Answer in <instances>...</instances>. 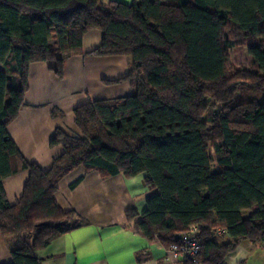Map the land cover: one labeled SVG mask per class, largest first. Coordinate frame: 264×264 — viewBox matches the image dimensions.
I'll return each instance as SVG.
<instances>
[{
	"label": "trees",
	"instance_id": "trees-1",
	"mask_svg": "<svg viewBox=\"0 0 264 264\" xmlns=\"http://www.w3.org/2000/svg\"><path fill=\"white\" fill-rule=\"evenodd\" d=\"M92 29L101 42L88 54L124 56L130 95L76 107L79 135L54 131L50 145L63 153L44 172L6 127L28 66L44 62L61 78ZM243 46L245 67L228 54ZM0 64V233L10 264H41L38 251L84 224L54 200L78 167L144 174L155 194L135 229L167 249L197 225L201 264H226L241 241L264 242V0H0ZM20 171L28 177L10 205L2 180Z\"/></svg>",
	"mask_w": 264,
	"mask_h": 264
},
{
	"label": "crops",
	"instance_id": "crops-1",
	"mask_svg": "<svg viewBox=\"0 0 264 264\" xmlns=\"http://www.w3.org/2000/svg\"><path fill=\"white\" fill-rule=\"evenodd\" d=\"M109 1V0H105ZM130 4L132 0H113ZM101 42L97 29L82 37V54L67 58L63 76L57 78L44 62L28 66L27 90L17 116L6 132L22 157L46 172L63 153L51 146L54 131L79 135L73 110L89 101L128 97L129 83L124 56H92L88 53ZM249 63V62H248ZM2 65L0 64V69ZM28 172L20 171L2 180L10 205L22 194ZM144 174L125 178L122 174L103 176L99 171L78 167L58 183L54 200L63 211H74L84 222L54 239L36 253L41 264H175L165 260L166 249L157 240H148L135 229L146 210V200L155 194L143 182ZM80 181L71 187L76 180ZM256 210L242 213L248 217ZM130 212V216H128ZM227 240L224 237L219 243ZM226 264H264V242L241 241L225 256ZM11 257L0 233V264H10Z\"/></svg>",
	"mask_w": 264,
	"mask_h": 264
},
{
	"label": "built area",
	"instance_id": "built-area-1",
	"mask_svg": "<svg viewBox=\"0 0 264 264\" xmlns=\"http://www.w3.org/2000/svg\"><path fill=\"white\" fill-rule=\"evenodd\" d=\"M216 237L225 233V230H213ZM198 226L193 224L188 226L185 232L176 236L175 242L166 249L165 260L169 261L168 256H172L175 264H201L198 259L200 253V243L197 238Z\"/></svg>",
	"mask_w": 264,
	"mask_h": 264
},
{
	"label": "rangeland",
	"instance_id": "rangeland-1",
	"mask_svg": "<svg viewBox=\"0 0 264 264\" xmlns=\"http://www.w3.org/2000/svg\"><path fill=\"white\" fill-rule=\"evenodd\" d=\"M229 59L230 61L234 62L235 64L241 65L243 67L248 65L249 62V57L246 54V47H239V48H234L231 49L229 52ZM210 117V112H208L205 116L204 119H209ZM222 239V238H220Z\"/></svg>",
	"mask_w": 264,
	"mask_h": 264
}]
</instances>
